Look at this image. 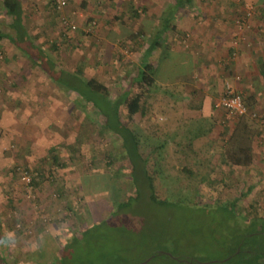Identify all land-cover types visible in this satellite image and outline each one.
I'll return each instance as SVG.
<instances>
[{
    "label": "crops",
    "instance_id": "0c3cea01",
    "mask_svg": "<svg viewBox=\"0 0 264 264\" xmlns=\"http://www.w3.org/2000/svg\"><path fill=\"white\" fill-rule=\"evenodd\" d=\"M17 1L15 19L0 0V185L12 180L13 165H33L34 170L45 173L52 161L51 150L60 162H66L63 169L71 166L73 171V157L55 151L63 144L50 141L48 131L82 128L79 123L85 105L78 98L83 95L84 79L95 77L104 83L122 76L120 81L126 80L128 85L118 92L119 87L113 88L114 95L104 83L109 98L115 99L136 79L144 62L156 67L158 83L175 84V145L184 139L190 150L183 152L191 153L189 157L197 162L221 157L217 151L218 135L224 129L222 113L213 103L224 82L241 92L251 111L264 116V8L253 12L252 25L240 31L234 26L239 16L229 9L228 0H217L225 2L222 9L209 8L207 0H194L189 7L175 9L170 27L164 29L163 15L169 14L174 0L160 9L158 0H68L64 14L78 29L66 37L51 0ZM255 1L264 6L262 0ZM89 20L93 24L87 33L83 27ZM238 32L244 33L238 36L243 41L232 57V37ZM151 45L156 46L149 53ZM162 49L170 55L162 57ZM172 58L174 76L166 67L161 69L163 60ZM88 66L93 69L90 76ZM129 89L136 91L135 87ZM58 108H62L60 112ZM95 111L93 106L91 113ZM62 113L67 116L61 117ZM156 114L149 108L146 116L133 118L163 119ZM258 131L264 133V126Z\"/></svg>",
    "mask_w": 264,
    "mask_h": 264
},
{
    "label": "rangeland",
    "instance_id": "374dc122",
    "mask_svg": "<svg viewBox=\"0 0 264 264\" xmlns=\"http://www.w3.org/2000/svg\"><path fill=\"white\" fill-rule=\"evenodd\" d=\"M228 1L230 7H227L242 15L241 18H235L234 26L238 27L237 29L252 25L253 12L263 9H260L262 5H258L255 0ZM166 2L169 3L168 0H158V6L155 5L160 9ZM206 4L209 8L216 9L226 6L225 2L217 0H207ZM64 8L61 11L54 9L59 13L62 34L70 37V30L63 26L61 17H65L69 22L74 21L65 16ZM92 24L89 20L83 31L90 32ZM87 27H90L89 31L85 30ZM241 29L240 31H243ZM242 34L244 33L238 32L232 37V47L235 50L240 41H243L242 37H238ZM0 53L2 54L1 51ZM160 55L167 57L168 53L162 51ZM163 65L161 69L166 67L171 73L170 76H174L175 60H163ZM89 67L86 72L88 76L93 73V69ZM117 78L119 79V76H116L115 80L104 81L111 89V95L127 84L126 80L120 81L122 76L118 81ZM229 84L233 87L230 82ZM159 85L160 88L156 92L147 95L146 103L149 108L154 109L156 116L163 119L151 122L136 116L132 121L125 118L123 122L133 133H138L140 144L155 131L157 135H167L164 138L169 140L170 145L175 146V84ZM115 87H119L117 92L113 89ZM224 91L225 82L223 90L218 93L214 102ZM80 101H84L85 105L84 119L79 123L82 128L48 131L50 141L63 144L62 148L57 147L55 151L60 149L62 157H73L74 170L69 169L71 166L67 169H56L49 161L47 168H44V176L38 178L39 185L32 188L30 196L25 192V185L17 169L9 183L5 181L0 185V264H136L139 261L147 262L151 258H156L152 264H163L164 259L168 258L165 254L180 260H191L195 264H209L222 261L235 247H238L239 251L241 247L244 249V246L240 245L244 240L247 241L246 244H253L256 239L254 244H264L261 241L262 236L251 234L256 226L264 227V220L255 225L254 222L258 220L253 222V219H250L255 216L264 217V133L258 131L264 126L262 114L252 111L256 115L252 117L255 120L252 125L259 132V138L254 150L255 162L250 168L241 167L237 170L221 165L220 156L216 157L215 161L209 162L217 165L210 180L200 185L198 196L192 198L189 189L191 186L184 187L189 172L180 169L181 162L175 160V164L171 165L175 166V185L169 184L164 176L159 175L155 185V191L160 196L175 199V204L161 205L151 201L148 196L151 190L142 179L141 189L137 188L141 196L126 207L117 209L115 203L123 201L128 191H137L130 185L131 164L127 160L129 153L122 149L124 143L130 146V137L125 135L130 133L119 131L124 135L119 136L115 133L116 130L110 127L99 130L103 121V116L98 115L100 110L97 109L95 114L91 113L93 102L83 95L78 98V102ZM61 109L56 110L60 112ZM65 116L67 115L62 113L61 117ZM109 120L111 121L110 115ZM233 122L229 119L226 125L220 123L224 129L218 135L221 141L217 151L219 155L225 134L232 128ZM154 142H157L156 138L146 142V151ZM67 144H72V147H63ZM168 149L172 154V147L168 146ZM169 160L172 163V159ZM156 164L155 168H160L162 174L168 173L161 159ZM29 166L34 169L33 165ZM17 167L13 165L12 168ZM202 170H205V167ZM83 173H87L88 177L82 178ZM221 177L227 181L228 186L219 184ZM248 187H252L248 195L237 198L239 194L247 191ZM55 191L59 192L58 196ZM233 199L236 200L235 208L222 202H230ZM252 203L258 209L255 216L252 215ZM111 211L115 212L112 216ZM75 234L78 235L71 240ZM64 243L68 244L63 245ZM254 258L251 260L256 261Z\"/></svg>",
    "mask_w": 264,
    "mask_h": 264
},
{
    "label": "trees",
    "instance_id": "16d2710c",
    "mask_svg": "<svg viewBox=\"0 0 264 264\" xmlns=\"http://www.w3.org/2000/svg\"><path fill=\"white\" fill-rule=\"evenodd\" d=\"M194 0H174L173 8L170 9L168 12L169 14L163 15L162 18V27L169 28V22L171 19L172 14L175 12V9L180 8H186L192 5ZM261 2H264L262 0ZM4 7L6 8V11L8 14H13L15 16V19L17 18V15L19 14V6L17 0H4L3 2ZM264 8V6L260 7V9ZM243 12V11H242ZM236 15L239 16V18L242 17L238 12H236ZM244 16V15H243ZM14 19V21H15ZM93 22V21H92ZM92 27V25H91ZM158 32H160L158 30ZM161 32L159 33V35ZM158 36V35H157ZM156 36V37H157ZM0 37H2V34L0 33ZM158 38V37H157ZM156 45L149 46L148 52L150 53L151 50H153V47ZM163 50V49H162ZM164 51V50H163ZM232 55V54H231ZM156 67L149 62H144L142 69L139 70L138 76L134 81L129 84L128 88L123 90L115 99H110L108 95V88L98 81L95 77H91L89 79H84L82 82L83 87L81 89V92L83 93V97H85L87 100H90L93 102V105L99 109L101 116H103V121L100 124V129H104L105 127H110L112 129H115V133H117L119 136H124L122 133H119V131H127L130 134H125L127 138H129L130 146L126 143L122 144V149H125L126 153H129L128 156V163L131 164L130 167V180H131V187L137 191L131 192L128 191V194L126 195L125 199L123 201H120L118 204L115 203L116 206H118L117 209L126 207L131 202H133L134 199L141 196V193L138 192V189L140 188V182L143 179L145 182H147V187L151 190V193H148L149 199L155 203L161 204V205H168V204H175V199L170 200L167 196L164 198L163 196H160L155 191V185L157 182L158 175L164 176L168 183L171 185H175V166H171L175 164L176 162H181L180 169L187 170L189 172V176L186 179V182H184V187L191 186L189 188L192 192V198L195 196L197 197L199 194V187L204 182H208L212 176V173L214 172V168L217 167V165H213L212 163L205 164L204 162H197L196 158L189 157V154L183 152L184 150H190L189 145H185L183 140L180 142V144H176L175 146L170 145L169 140L167 138H164L165 135H157L155 131H153V135L149 137L148 139L145 138V142L143 144H140V138L138 137V133H133L131 129H128L126 123L123 122V119H127L128 121L133 120V116L140 115V116H146L148 112V103H146V97L147 95L151 94L152 92H156L160 85L156 81ZM131 87H135L134 92H130ZM80 91V89L78 88ZM243 101L245 103V106L247 108V113L244 115L236 117L233 122V126L231 129H225V133L227 131L226 138L224 140V144L221 147V157L219 160V164L226 165L231 168L233 167H243L245 169H248L252 166L254 161V150L257 143V138L259 132L256 131V128L252 125L255 121L251 114L255 112H252L248 104L246 102V99L242 96ZM214 106V105H213ZM215 108V107H214ZM121 109L124 111L121 112ZM216 109V108H215ZM219 110V109H216ZM222 113V125H226V122L229 121L228 117L226 116L225 112L223 110H219ZM251 111V112H250ZM109 115L111 116V121L109 120ZM152 117V114L150 115ZM150 117V121L152 122V118ZM148 122V121H147ZM102 131V130H101ZM223 134V135H224ZM117 135V136H118ZM155 136V137H154ZM197 136V135H195ZM154 137V138H153ZM157 142H154V144H151V148L146 151V143L147 141L150 142L151 139H155ZM164 138V139H163ZM125 140V139H124ZM188 141V140H186ZM189 142V141H188ZM186 142V143H188ZM183 144V145H182ZM168 146L172 147L173 153H169ZM72 147V146H71ZM182 150V151H181ZM148 153H146V152ZM150 153V154H149ZM154 154V155H152ZM51 163H53V167H63L64 163L60 162L57 158V156L53 153V150H51ZM152 155V156H151ZM172 155V156H171ZM69 159H72V156L69 157ZM160 159L164 162L166 166V174H162L160 168L157 167L156 163H159ZM169 159H172V163ZM193 162V165L192 163ZM127 163V164H128ZM129 165V164H128ZM18 167H23L24 169L28 170L31 173V180H30V186L31 188L37 187L38 184V178L39 176H43V173H40L38 170H34L31 168L28 164H20L17 165ZM52 167V170L54 169ZM205 167V170L201 169ZM15 168L13 172L16 170ZM179 169V170H180ZM16 172V171H15ZM195 173V174H194ZM85 174V175H84ZM87 173H83L82 178H87ZM204 176H203V175ZM85 182V180H84ZM220 185L228 186L227 181L223 180V177H221L218 180ZM230 183V182H229ZM189 185V186H188ZM169 188V187H168ZM247 191H245L242 194H239L237 198L246 197L248 193L250 192L252 187H248ZM57 194L59 195L58 191ZM55 197V196H54ZM236 198V199H237ZM197 202V200H195ZM223 203H227L232 208L236 207V200L233 199V201H222ZM216 203V202H215ZM220 203V202H217ZM252 208V215L255 216L257 214V207L253 205V203L250 205ZM115 212L111 211L110 216H112ZM251 215V216H252ZM253 219V222L258 220V222H254L255 225L260 224L262 222L261 220H264V217H253L250 218ZM262 226V225H261ZM87 230H85V233ZM249 233V232H248ZM254 233L255 235L262 236V240L264 242V227L260 228V226H256L253 231H251V234ZM250 234V235H251ZM78 234L73 235L71 238L75 239ZM249 235V234H246ZM257 236V237H258ZM255 242H250L251 248L258 252L264 251V244L256 243L257 239L254 240ZM68 243H64L63 245H66ZM238 247H235L229 254L222 259V261H214L209 264H239L241 262H244V257L246 256L245 252L243 253V248L241 247V251L237 250ZM245 248V246H244ZM260 254V253H259ZM164 255V254H163ZM63 256V255H62ZM165 257H168L164 259L165 261L163 264H195L191 260H180L179 258L169 256L168 254L164 255ZM250 259L246 260L245 264H256L257 262ZM156 258H151L147 262L139 261L136 264H152L155 263ZM58 260V258H57ZM53 264V263H51ZM199 264V263H198Z\"/></svg>",
    "mask_w": 264,
    "mask_h": 264
},
{
    "label": "built area",
    "instance_id": "2783aa9c",
    "mask_svg": "<svg viewBox=\"0 0 264 264\" xmlns=\"http://www.w3.org/2000/svg\"><path fill=\"white\" fill-rule=\"evenodd\" d=\"M51 1L57 11H61L67 5V0ZM61 23L70 31L77 29L76 23L69 22L65 17H61ZM89 29L90 27H87L85 30L89 31ZM235 54L236 50L234 48L232 56H235ZM1 57L2 54L0 53V58ZM214 107L216 109L223 110L228 119L232 120L247 113V108L245 106L241 93L236 91L228 82H225V91L216 99V101L214 102ZM251 117H256V115L253 113L251 114ZM17 171L20 173V178L25 185V192L28 194V196H30L32 194V188L30 186L31 173L23 167H17Z\"/></svg>",
    "mask_w": 264,
    "mask_h": 264
},
{
    "label": "flooded vegetation",
    "instance_id": "af4514ba",
    "mask_svg": "<svg viewBox=\"0 0 264 264\" xmlns=\"http://www.w3.org/2000/svg\"><path fill=\"white\" fill-rule=\"evenodd\" d=\"M246 242L247 241L244 240V242L242 241L240 243V245L245 246L242 252L244 253L245 251L246 256L244 257V260H243L244 262H241L239 264H245L246 260H248L250 257L252 258L255 257L254 259H256L255 261L257 262L256 264H264V251L263 252L255 251L251 248V244L250 243L246 244ZM245 249H248V250H245Z\"/></svg>",
    "mask_w": 264,
    "mask_h": 264
}]
</instances>
